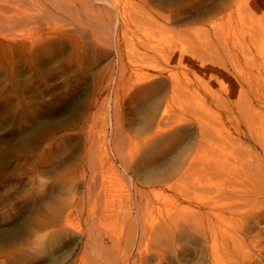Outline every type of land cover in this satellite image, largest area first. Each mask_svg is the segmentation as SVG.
<instances>
[{"label": "rangeland", "instance_id": "rangeland-1", "mask_svg": "<svg viewBox=\"0 0 264 264\" xmlns=\"http://www.w3.org/2000/svg\"><path fill=\"white\" fill-rule=\"evenodd\" d=\"M118 1L132 14L122 45L136 71L123 73L112 45L69 67L66 34L39 56L0 46V264H78L88 216L98 262L167 244L172 218L192 226L175 244L182 264H264V0ZM147 71L165 84L141 94L132 80ZM160 119L173 125L147 141ZM195 157L179 185L163 186ZM88 165L99 176L89 183ZM133 184L150 189L137 208Z\"/></svg>", "mask_w": 264, "mask_h": 264}, {"label": "bare ground", "instance_id": "bare-ground-1", "mask_svg": "<svg viewBox=\"0 0 264 264\" xmlns=\"http://www.w3.org/2000/svg\"><path fill=\"white\" fill-rule=\"evenodd\" d=\"M145 1H148V0H145ZM101 2H102L101 3L102 5L95 6L96 3L93 0H0V44H1L0 46H4L5 48L6 47L10 48L11 49L10 53H12L15 48L21 47V48L28 50L30 54L39 56L45 53V51L48 48H51L53 45H55L54 40H53L55 36L66 34L69 37L72 36L73 37L72 39L74 40V50L72 49L73 55L69 59V63H68L69 67H72L75 65L78 68L77 70L80 72L81 68L83 67L81 64L87 62L89 59L97 56L98 54L104 52L105 48L112 45L113 49L116 52V56L120 60V63L121 61L123 63L120 68L123 70V73L128 72L129 68L131 71H136L138 68L134 66L130 67L131 65L128 66L129 64L127 65L128 67L124 65V58H123L124 53H123V45H122V40H125L127 38L128 32L131 33V30L129 31L128 25H129L130 20H132V14H128V12H126L125 10L126 7L122 8L123 6H120V3H118L119 2L118 0H115L113 4H112L113 1H111L110 3L109 0H102ZM104 3L105 4L110 3L113 6V9H109ZM112 14L117 16L114 28H112L110 24ZM149 47H152V49L154 48V46H152V44L150 45V43H149V46H147V48ZM152 49L149 48L147 50L152 51ZM166 54H167L166 56L168 57L169 53H166ZM115 67H116V63H114L113 61H111L110 64H108V69H111L112 71L111 73H113L112 69H114ZM160 73H163V71H159V74ZM159 74L156 72H151V71L142 72V74H140L138 78L132 80L133 81L132 83L140 88L141 94L146 93L148 91H156L165 84V82L161 79L162 77H160L162 74L160 75ZM109 78H111V76ZM161 120L162 119H160L156 123L154 131L151 132L148 136H145V137H148L146 139L147 141L151 138H154L157 134L167 130L166 128H169L170 125H173L172 124L173 121L163 120L162 122ZM66 139L67 137L66 135H64L60 137V142L64 144V142H67ZM117 142H120V141H117ZM117 142H115L114 144L116 145ZM199 142L201 143V141ZM137 145L135 146V148L137 147ZM91 150L87 152L88 155H89V152L91 154ZM134 153H136V149H131V151H129V153H127L126 156L125 155H123L124 157L121 156L122 170L125 171V174L131 168V164H132L131 158ZM117 154H118V151H117ZM195 160H196V157L193 160H189L187 165L179 169L178 172H175L174 178L171 181L165 182L163 186L173 189L175 188L176 185H179L187 177L191 169L195 166L194 164ZM90 161L92 162V160ZM91 167L93 169V166H90L88 169H87V166H84L82 167L83 170L82 169H81L82 171L80 170L82 176L85 177V179L86 178L88 179V181L86 179L87 183L90 182L92 178V173L95 172V170L93 172ZM111 167H114L112 172L115 173L117 176H120L119 175L120 169H118V167L116 168V166H113V165H111ZM111 170L112 169H110V171ZM89 172H92L91 175L89 174ZM96 173L97 172H95V174ZM95 176H96L95 178H99L98 174H96ZM133 189H134L133 198L132 197L131 198L133 199L134 205L137 208L141 203L140 201L143 200L144 197L147 198L148 193H150V189L148 188L144 189L143 187L138 188L136 184H133ZM139 216L140 214H138L136 217L139 218ZM206 216L209 217L208 214H206ZM67 217L68 218L65 219V222L66 220L70 222L72 219L71 216L67 215ZM216 217H218V215H216ZM79 219L81 220V218ZM86 219H87V222H85V226H84L85 230H84V241H83L84 251L82 252L83 254H81L80 256V261L78 264H89L88 263L89 260H92L93 262L96 261L97 262L96 264H176L175 262L176 260L178 264H182L178 257L179 253L176 250L178 247L175 244L179 240L181 241L184 240L185 242L186 239H188L190 236L189 232L191 230L189 228L192 227L190 225H189L190 227H187L184 221H182L183 223H181L176 220L173 221V219L170 218L168 220H165L164 225L162 226L164 227L162 232H164L163 235L165 236V240L167 244L160 246L161 244L160 242V244L157 243V245H155L157 247H154L153 245H152L153 247H145V246L141 247L140 245L130 244L129 246H127L126 250L125 249L123 250V252L119 250L121 251L119 252L120 253L119 256H118V252L116 253L117 248L111 249L112 255L110 253V250L107 252V250L105 249L106 250L105 253L108 254V258L106 260L99 261L100 262L99 263L98 260L95 259V254L93 255V258H91L92 248L90 249L92 245L95 246L94 243H98L97 241L99 240V232H98L99 230L95 227L96 221L94 218H92V216H88V218ZM69 222H66V223H69ZM194 225H195V222H194ZM205 225L201 227L207 228ZM207 225L208 227H210L211 226L210 222H208ZM155 227L154 228L152 227V229L149 230L150 233L155 232ZM196 230H194V227H193V231H196ZM202 231H204V229ZM205 232L207 231L205 230ZM152 235L154 236V234ZM161 236L162 235H160V238H163V236L162 237ZM149 239L150 238H148V240ZM139 241H140V237H139ZM139 243H141V241ZM163 243L164 242H162V244ZM101 246H103V244H101ZM97 248H95L96 251H98ZM201 251L202 250H200V252ZM97 253L100 254L99 252ZM98 256L99 255H96L97 259H98ZM210 256H211V253H210ZM114 260H116V262H114ZM92 261H91V264H92ZM255 262L254 264H256ZM189 263L191 262H186L185 264H189ZM202 264H205V262ZM206 264H251V262L249 261V262H242V263H237V262L233 263V262H227L223 260L219 261L218 258H215L214 260L213 258L210 259L209 257V261H207Z\"/></svg>", "mask_w": 264, "mask_h": 264}]
</instances>
